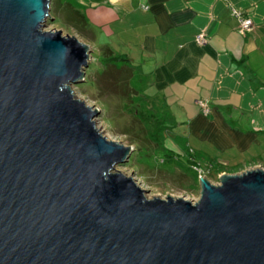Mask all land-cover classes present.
Here are the masks:
<instances>
[{
    "label": "water",
    "instance_id": "1",
    "mask_svg": "<svg viewBox=\"0 0 264 264\" xmlns=\"http://www.w3.org/2000/svg\"><path fill=\"white\" fill-rule=\"evenodd\" d=\"M51 2L0 0V264H264V169L197 202L112 172L133 148L72 93L92 49L43 30Z\"/></svg>",
    "mask_w": 264,
    "mask_h": 264
},
{
    "label": "crops",
    "instance_id": "2",
    "mask_svg": "<svg viewBox=\"0 0 264 264\" xmlns=\"http://www.w3.org/2000/svg\"><path fill=\"white\" fill-rule=\"evenodd\" d=\"M57 9L90 34L92 51L121 58L109 64L169 117L167 153L204 174L264 168V0H67Z\"/></svg>",
    "mask_w": 264,
    "mask_h": 264
},
{
    "label": "rangeland",
    "instance_id": "3",
    "mask_svg": "<svg viewBox=\"0 0 264 264\" xmlns=\"http://www.w3.org/2000/svg\"><path fill=\"white\" fill-rule=\"evenodd\" d=\"M66 1L53 0V4L51 2L52 18L46 19L43 30H61L63 35H73L84 43L89 42V33L83 34L70 18L57 11L59 3L64 4ZM120 65L118 64V67H121ZM118 67L111 66L94 50L91 53L90 65L85 70V79L69 85L77 99L84 100L88 106L99 110V115L94 119L96 127L103 131L104 136L133 148L128 161L116 165L112 172L120 171L135 178L142 188L148 190V199H165L169 194L173 198L197 202L202 192L200 176H205L217 185L221 182L220 174L224 172L217 173L218 170L214 169V174H201L192 168L186 158L174 156L169 160L161 140L164 142L169 133L167 125L170 120L163 117L162 109L154 108L144 95L136 92V83L130 82L125 69ZM158 118L165 119L162 128L157 124ZM157 129L159 137L156 140L152 134H155ZM225 168V173L242 174L243 171L255 167L243 170H240L241 165Z\"/></svg>",
    "mask_w": 264,
    "mask_h": 264
},
{
    "label": "built area",
    "instance_id": "4",
    "mask_svg": "<svg viewBox=\"0 0 264 264\" xmlns=\"http://www.w3.org/2000/svg\"><path fill=\"white\" fill-rule=\"evenodd\" d=\"M233 15L235 17H238V19H239L240 32L241 33H246L247 31H250L252 29L253 22L249 17L243 16V14L238 10H233ZM196 40L199 44L206 43V39H205V36L203 34L198 35ZM194 168H195V170L199 171V173H201V174L203 173V169L200 167L199 164L194 166Z\"/></svg>",
    "mask_w": 264,
    "mask_h": 264
},
{
    "label": "trees",
    "instance_id": "5",
    "mask_svg": "<svg viewBox=\"0 0 264 264\" xmlns=\"http://www.w3.org/2000/svg\"><path fill=\"white\" fill-rule=\"evenodd\" d=\"M114 60H117V61H118V60H121V58L118 57L117 59H114V58H111V59H110V58H107V57H106V62H107V63H110V62H112V61H114ZM163 117H164L165 119L170 120L169 117H168L167 115H166V116L164 115ZM165 119H163V118H158L159 122H158L157 124H159L160 126H161V125H164V121H165ZM161 128H162V126H161ZM161 128H160V130H161ZM158 130H159V129L156 130V133H155V134H152V136H154L153 138H154V139L156 138V140H157L158 137H159V135H158V132H159V131H158ZM161 144H162V146H163V142H162V140H161ZM163 147H164V146H163ZM165 151H166V149H165ZM167 157H168L169 160H171V159H173L174 156H173L172 154H169V153H168Z\"/></svg>",
    "mask_w": 264,
    "mask_h": 264
}]
</instances>
